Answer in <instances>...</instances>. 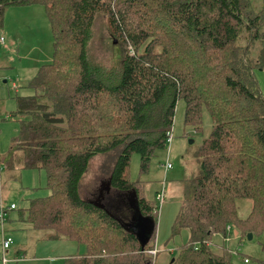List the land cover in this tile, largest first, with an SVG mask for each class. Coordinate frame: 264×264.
<instances>
[{
	"label": "trees",
	"instance_id": "16d2710c",
	"mask_svg": "<svg viewBox=\"0 0 264 264\" xmlns=\"http://www.w3.org/2000/svg\"><path fill=\"white\" fill-rule=\"evenodd\" d=\"M29 6L45 10L53 61L31 80L34 95L17 97L20 131L11 154L21 153L26 169L45 170L51 191L33 199L21 220L50 231V240L87 248L65 264H154L159 207L128 170L138 154L147 172L168 146L180 101L195 133L203 132L204 113L213 125L199 149L201 173L173 226L174 235L186 229L190 238L170 264H234L229 250L211 247L229 226L264 238V97L254 74L264 71V8L252 0H0V30L9 9ZM100 13L129 50L117 72L88 56ZM99 155L110 162L101 169L111 183L102 204L81 190ZM1 162L0 155V186ZM243 199L252 202L246 219L238 212ZM135 202L153 219L147 240L130 230ZM260 245L264 251V239Z\"/></svg>",
	"mask_w": 264,
	"mask_h": 264
},
{
	"label": "rangeland",
	"instance_id": "374dc122",
	"mask_svg": "<svg viewBox=\"0 0 264 264\" xmlns=\"http://www.w3.org/2000/svg\"><path fill=\"white\" fill-rule=\"evenodd\" d=\"M256 3L259 4L256 5L258 9L264 6L259 0ZM0 34L5 37V45L0 44V205L4 208L15 205L17 208L6 214L4 226L0 221V264H65L69 257L86 255L87 248L75 242L50 240V231H34L21 220L22 213L27 214L33 199L48 197L51 191L45 170L26 169L21 160L22 154H11L17 145L14 138L20 131L21 118L14 116L17 97L34 95L29 84L42 66L52 63L54 37L42 6L9 9ZM244 37L248 35H243L242 42L245 41ZM88 47V56L93 65L106 72L122 69L123 60L129 51L113 37L107 17L102 13L96 17ZM254 74L264 97V71L255 68ZM185 106L184 101L178 103L172 128L173 141L166 148L155 152L148 171H141L138 154H133L128 170L129 179L142 184L146 199L156 202L159 207L154 264L172 263V256L190 238L186 229L174 235L173 226L186 193L192 192V181L201 173L199 149L212 131L213 123L207 113H204L201 134L195 133L193 127L186 126ZM107 160L104 155L96 156L90 163L89 173L81 182L84 197L99 204L111 193L110 178L104 176L101 170L105 163L110 164ZM168 164L172 168L168 169ZM162 192L164 200L158 206L156 195ZM120 205L124 206L122 203ZM237 205L239 216L246 219L252 210V202L243 199L238 200ZM134 207L138 209L134 213V220H139L141 212L138 203L135 202ZM152 227L153 219H148L137 225L134 232L140 237L147 236ZM4 236L13 240L6 252L2 247ZM263 239L253 237L250 240L249 236L243 237L237 228L231 227L225 238L215 235L211 247L216 253L222 248L229 250L234 264H246L245 258L250 259L248 264H257V260H264L260 245Z\"/></svg>",
	"mask_w": 264,
	"mask_h": 264
},
{
	"label": "built area",
	"instance_id": "2783aa9c",
	"mask_svg": "<svg viewBox=\"0 0 264 264\" xmlns=\"http://www.w3.org/2000/svg\"><path fill=\"white\" fill-rule=\"evenodd\" d=\"M0 44L5 45V37L3 36V34H0ZM172 141H173V133H172V131H170L167 134V145H170L172 143ZM167 166H168V169L172 168L171 164H168ZM163 200H164V192L158 193L156 195V201L158 202V206H159V204L163 203ZM16 209L17 208L15 205H11L10 207H7V208L2 207V205L0 206V221L2 222L3 226L5 223L6 214H8V213H10ZM227 230L229 232L231 230V227L229 226L227 228ZM12 243H13V240L11 238H5V236L3 237L2 247H3L4 252H6V250H8L11 247ZM152 253H153V251H152ZM155 254H156V251H155ZM244 262L247 264L249 262V259L245 258Z\"/></svg>",
	"mask_w": 264,
	"mask_h": 264
},
{
	"label": "water",
	"instance_id": "95a60500",
	"mask_svg": "<svg viewBox=\"0 0 264 264\" xmlns=\"http://www.w3.org/2000/svg\"><path fill=\"white\" fill-rule=\"evenodd\" d=\"M146 220H148V219H145V218H143L142 216H141V218L139 219V220H134V224L133 225H131L130 226V230L131 231H135L136 229L135 228H137V225H139L140 223H144ZM150 233H151V231H150ZM150 233L147 235V236H141V238L143 239V240H147V238H148V236L150 235ZM249 236V239L251 240V239H253V235L252 234H249L248 235ZM174 262V259H172V263Z\"/></svg>",
	"mask_w": 264,
	"mask_h": 264
},
{
	"label": "crops",
	"instance_id": "0c3cea01",
	"mask_svg": "<svg viewBox=\"0 0 264 264\" xmlns=\"http://www.w3.org/2000/svg\"><path fill=\"white\" fill-rule=\"evenodd\" d=\"M253 1V3H254V5L256 6H259V4L258 3H256L257 2V0H252ZM259 3H261V4H263L264 5V0H259ZM33 7H35V6H29V7H23V8H33ZM262 8H264V6L262 7ZM44 9V8H43ZM44 12H45V10H44ZM47 17V16H46ZM49 22V21H48ZM53 34V33H52ZM13 45V44H12ZM36 76V75H35ZM5 83H6V81H5ZM15 85V84H14ZM210 133H211V131H210ZM209 133V134H210ZM209 134L207 135V136H209ZM62 241V240H61Z\"/></svg>",
	"mask_w": 264,
	"mask_h": 264
}]
</instances>
